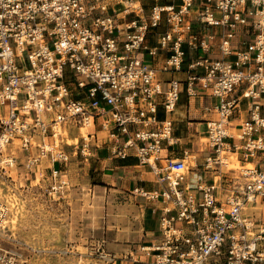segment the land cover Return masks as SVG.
I'll list each match as a JSON object with an SVG mask.
<instances>
[{
	"label": "built area",
	"instance_id": "2783aa9c",
	"mask_svg": "<svg viewBox=\"0 0 264 264\" xmlns=\"http://www.w3.org/2000/svg\"><path fill=\"white\" fill-rule=\"evenodd\" d=\"M160 1L144 9L129 0L115 3L121 8L111 0H0V170L19 164L42 179L47 169L54 195L68 185L64 165L71 156L87 162L102 132L111 155L132 149L163 185L141 192L162 204L159 240L138 247L147 264H264V223L247 212L264 203V0ZM159 52L161 71L182 72L183 81L157 78L145 56ZM182 86L187 96L201 89L215 99L204 108L215 114L206 121L210 182L197 172L188 179L190 156L165 147L174 144L170 115ZM243 104L236 131L231 119ZM70 127L85 132L67 151ZM223 151L251 166L227 167Z\"/></svg>",
	"mask_w": 264,
	"mask_h": 264
},
{
	"label": "rangeland",
	"instance_id": "374dc122",
	"mask_svg": "<svg viewBox=\"0 0 264 264\" xmlns=\"http://www.w3.org/2000/svg\"><path fill=\"white\" fill-rule=\"evenodd\" d=\"M211 105L208 101L203 107ZM84 132L81 128L65 129V149L70 151ZM103 135L98 132L99 137ZM15 154L18 162L23 159L20 151ZM236 157L237 167L249 166L239 154ZM190 161L185 162L186 171ZM47 163L43 160L41 166ZM93 164L92 157L83 162L79 156H71L65 174L68 185L54 195L46 189L48 171L42 179H35L19 164L11 172L0 170V264H113L103 255H114L112 248L123 243L118 234L121 227L126 222L130 228L137 219L121 197L107 198L92 188V174L97 172ZM249 206L253 207L247 212L264 223V203Z\"/></svg>",
	"mask_w": 264,
	"mask_h": 264
},
{
	"label": "crops",
	"instance_id": "0c3cea01",
	"mask_svg": "<svg viewBox=\"0 0 264 264\" xmlns=\"http://www.w3.org/2000/svg\"><path fill=\"white\" fill-rule=\"evenodd\" d=\"M120 1L124 3L123 0H115L111 1V3L114 8H121L119 4L115 5V3H120ZM129 1L134 5L140 4L144 9H148L154 4V0ZM162 1H160V3ZM162 30L163 27L161 26L158 31ZM210 31L219 32V30L215 28H212ZM146 42L151 45L155 44V37L149 35ZM210 55L216 57V50L214 49ZM165 56V52H159L152 58L145 56V59L156 70L157 78L160 80H165L173 76L183 81L184 74L182 72L171 73L161 71ZM164 86L165 84L162 83V87ZM208 101L213 103L215 99L207 95L201 89H197L196 95L187 96L182 86L175 111L170 115L173 122L172 136L174 144L165 147L173 156L182 157L183 152L190 156V168L187 171V177L190 180L194 172H197L201 181L210 182L212 179V175L208 174L203 168L204 159L210 153L206 142V121L215 117L214 113H206L204 111L203 105ZM245 109L246 105L243 104L241 106V112L234 113L231 119V123H233L236 131L239 128L240 122L246 118ZM157 116L159 119L164 117L161 107L158 109ZM99 138L104 142L103 144H98L99 147L94 150L92 156L94 162L92 165L94 166L93 171H97L96 174H92L95 176L93 177L95 182L92 188L96 191L104 192L107 198L112 195L117 196V198L121 197L125 200L124 204L131 207L130 211H134L133 216L137 219L135 223H131L130 228L127 227L125 222V225H123L120 232H118L123 243L115 244L112 248L115 251L114 256L116 257L113 264H147L150 258L144 256L138 247L149 245L151 242L159 240L158 223L162 204L159 200H149L145 198L141 192L160 190L163 185L157 181V177L151 170V167L146 163H141L132 149L127 150L126 157L119 158L111 155L110 143L106 141L105 136ZM164 152L165 151H163V153ZM161 156H163V154ZM235 162L237 163L239 161L233 156L232 160H229L227 166L229 168L237 167ZM68 164L64 165L66 172H68ZM48 165L47 163L46 166ZM162 165L163 159L160 158L155 161L156 167ZM249 166L251 165L249 164ZM45 171L48 170L46 169ZM128 238H131L132 242L124 243V240ZM136 243L137 245H135Z\"/></svg>",
	"mask_w": 264,
	"mask_h": 264
},
{
	"label": "bare ground",
	"instance_id": "6f19581e",
	"mask_svg": "<svg viewBox=\"0 0 264 264\" xmlns=\"http://www.w3.org/2000/svg\"><path fill=\"white\" fill-rule=\"evenodd\" d=\"M135 5H137V4H135ZM64 134V133H63ZM233 156H237V154L236 153H231V152H221V154H220V158H221V160H222V162L223 163H225V165L227 166L229 163V160H232V157ZM237 158V157H236ZM225 161H227V162H225Z\"/></svg>",
	"mask_w": 264,
	"mask_h": 264
},
{
	"label": "trees",
	"instance_id": "16d2710c",
	"mask_svg": "<svg viewBox=\"0 0 264 264\" xmlns=\"http://www.w3.org/2000/svg\"><path fill=\"white\" fill-rule=\"evenodd\" d=\"M167 2H168V1H166V0H163V1L161 2V4H162V3H167Z\"/></svg>",
	"mask_w": 264,
	"mask_h": 264
}]
</instances>
